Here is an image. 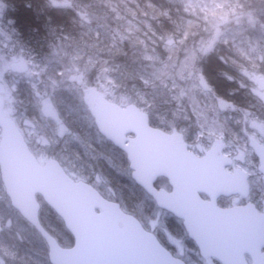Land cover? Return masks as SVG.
Instances as JSON below:
<instances>
[{"label": "trees", "instance_id": "obj_1", "mask_svg": "<svg viewBox=\"0 0 264 264\" xmlns=\"http://www.w3.org/2000/svg\"><path fill=\"white\" fill-rule=\"evenodd\" d=\"M66 1L67 5H57L51 0H0V8L4 9L2 22L9 29L14 54L36 66V79L27 80L31 87L48 81L56 87L53 100L59 116L81 143L72 153L78 156H75L78 163L84 164L90 160L86 150L96 153L98 150L93 161L94 170L114 193L108 194V187H98L87 178L76 180L68 174L75 181L90 183L122 209L126 206L127 213L156 234L168 248L159 233L160 228L150 230L142 218L143 215L155 218L156 212L164 214L163 211L132 181V176L126 174L125 170H129L126 155L99 134L90 110L84 108L79 95L63 77L65 64L74 59L80 63L87 88L96 87L104 97L117 104L120 100L136 104L149 114L152 127L169 131L168 126H174L185 134L191 145L198 127L196 121L193 122L195 117L176 115L179 109L162 86L165 83L162 71L171 57L168 51L177 48L172 53L174 56L189 42L185 39L191 38L192 34H188L190 27L187 25L195 23L199 27L202 24L198 18L201 12L197 0ZM221 4L223 7L215 4L206 12L235 9L249 14L254 20V28L245 25L243 20L241 25L235 26V30L242 28L241 34L223 35L209 54L199 55L197 69L211 89L205 94L264 121V102L254 95L253 88L243 78V71L248 70L264 77V0H221ZM254 44L257 49H253ZM61 47L63 51L57 53V48ZM22 84L26 89L31 88L25 86V81ZM31 93L32 88L29 95ZM31 101L28 108L34 113L37 109L33 98ZM33 115L38 119L37 113ZM94 131L102 137V149L89 140ZM161 180L156 183L157 189H160ZM0 188H3L1 178ZM38 200L41 204L38 217L43 228L62 248L73 247L74 237L64 227L62 219L40 196ZM0 218L4 224L0 232V264H51L45 240L12 208L3 190H0ZM7 222L12 226L8 227ZM166 222L176 230L170 219Z\"/></svg>", "mask_w": 264, "mask_h": 264}, {"label": "water", "instance_id": "obj_2", "mask_svg": "<svg viewBox=\"0 0 264 264\" xmlns=\"http://www.w3.org/2000/svg\"><path fill=\"white\" fill-rule=\"evenodd\" d=\"M199 85L205 93L211 91L203 76ZM90 111L99 133L126 154L132 181L159 209L184 221L204 259L250 264L248 256L251 264H264V213L251 204L217 208L219 197L248 198L250 194L248 175L226 171L232 160L222 154V146L196 157L181 133L155 129L149 115L136 105L124 108L103 96H98ZM0 129V171L6 195L47 243L51 264H185L120 204L103 197L90 183L71 179L57 160L40 164L11 118L0 114ZM250 145L260 159L264 180V146L254 139ZM159 178L169 181L171 193L156 189ZM37 196L62 219L74 237L73 247L62 248L43 228Z\"/></svg>", "mask_w": 264, "mask_h": 264}, {"label": "rangeland", "instance_id": "obj_3", "mask_svg": "<svg viewBox=\"0 0 264 264\" xmlns=\"http://www.w3.org/2000/svg\"><path fill=\"white\" fill-rule=\"evenodd\" d=\"M51 1L57 5L68 4L66 0ZM197 4L199 5L198 10L201 12L198 18L201 19L199 21H202V24L199 27L195 23L187 25V27H190L188 34H192L191 38L189 37L188 39L187 37L185 39L189 40V42L184 46L182 44L181 46L183 47L177 53H174V56L172 53L177 48H169L168 52H170L169 56L171 57L168 60L167 67H163L162 76L165 79V83H162V86L166 88L168 97L175 101V106L179 109L177 116L181 118L184 116L195 117L193 122L196 121L195 125L199 127V132L194 134L196 139H194L193 134L190 135L193 137L194 144H192L196 149L205 152L213 144L215 145L216 140H222L227 143V147L231 149L230 151L239 155L238 158L241 160L246 157L244 153L249 154L251 152L248 145L249 137H253L259 142H264V121L249 113L238 112L234 107L215 98L208 97L199 85V78L202 74L197 69L196 60L200 54H209L214 49V46L219 44L223 35L232 37L234 34V37L237 33L241 34L242 28L235 30V26L241 25L243 20L246 21L245 25L247 24L254 28V20L249 14L235 9L224 10L222 8L215 12H206L208 8H212L215 4L217 5L216 7H223L221 0H197ZM3 10L0 8V102L3 103L1 114L14 118L20 124L24 131L23 133L34 143V153L36 152L40 161L46 163L50 159H57L76 180H79L77 178H87L98 187H108L103 182L104 179L102 177L99 178L96 170H94L93 161L96 154L98 155V150L97 153L95 150H86V157L90 160L84 164L78 163L77 160L79 159L75 157L77 155L72 153L73 149L81 146V143L78 141L79 138L76 134L69 131V127L59 116V111L53 100L56 95V87L49 81L48 83H40L41 85L32 87L27 83V80L36 79V66L28 64L21 56H15L9 29L2 22L3 16L1 17V14ZM231 24H234V27L228 28ZM187 27L185 35H187ZM201 32L207 35L203 36V34H200ZM16 43L14 45L18 46ZM253 49H257L255 44ZM56 51L61 54L63 49L62 47L57 48ZM243 73V78L253 88L254 95L264 102V77L256 71L248 70L243 71ZM63 78L66 83H69L70 86L72 85L73 91L79 95V99L85 109L95 105L100 92L96 87H86V80L84 79V73L80 70V63L74 59H69L68 63L65 64V75ZM24 81L25 86L32 88L31 95H29L31 88L26 89L22 84ZM30 96L34 99V106L38 111L34 110V113L38 114V119L35 118L34 113L28 108L29 103L33 102ZM118 104L127 107L132 103L120 100ZM168 128L169 131L176 129L174 126H168ZM101 138L94 131L89 140L95 142L102 149L103 141ZM117 159L120 160L118 156ZM125 171L128 176H132L130 169ZM254 176L255 187L258 190L260 188L259 191L263 192L264 188L260 186L261 177ZM0 190L5 193L3 188H0ZM106 192L110 195L114 193L110 190V187L106 188ZM102 195L104 196V194ZM8 202L10 203L9 199ZM123 210L129 212L126 206L123 207ZM154 215L155 218H150L139 214L150 230L154 231L160 228L161 232L159 233L162 234V239L169 247L183 252L187 248L194 246L185 237L176 239L165 231L164 222H166V217L164 214L156 212ZM2 220L0 218V232L2 231L1 229H4ZM6 225L8 227L12 226L11 222H7ZM179 250L178 254H180Z\"/></svg>", "mask_w": 264, "mask_h": 264}, {"label": "flooded vegetation", "instance_id": "obj_4", "mask_svg": "<svg viewBox=\"0 0 264 264\" xmlns=\"http://www.w3.org/2000/svg\"><path fill=\"white\" fill-rule=\"evenodd\" d=\"M4 116V115H3ZM6 117V116H5ZM13 120L15 121V123L17 124V127L21 130L22 134L24 135V138L29 146V149L31 150V152L36 156V152L34 153V143L31 142L26 135L23 133V129L20 126L19 123H17V121L13 118ZM174 131H177V129H173L172 131H166L167 134H172ZM199 132V127L196 128L195 133L197 134ZM194 139H196V136H194ZM254 139L257 141V143L264 145V142H259L257 139L253 138V137H249L248 140V145L250 147L251 152H249V154H246V157L243 159H239L238 156L236 154V152L230 151L231 149L229 147H227V143H225L222 140H216L215 141V145L213 144L210 148H208L207 150L204 151H199L198 149H196L193 144H189V150L191 152H193L196 157H204L210 150H213L217 147L222 146V154L231 159L232 160V164L229 165L226 168V171L233 174L235 173L236 170H240L241 172H244L246 175H248V182H249V186H250V194L248 198H244L242 196H231V197H219L218 201H217V208L219 209H223V210H228V209H232V208H236V207H245L247 205H253L256 210L260 213H264V191L261 192L255 187V176L257 177H261V181H260V186L261 188H264V180H263V175L260 172V159L258 158L257 154L255 153V151L253 150V148L250 145V140ZM186 140V139H185ZM161 183H160V190H164L168 193L172 192V187L169 184V181L165 178H160ZM157 181H159V179H157ZM156 181V183H157ZM200 197L204 200V201H210L209 197L206 196V194H200ZM164 215H165V220L170 219L171 224L175 225L176 230L174 227H170L169 224L167 222H164L163 225L165 226V231H167L168 234H170L171 236H173L176 239H182V238H186L187 240H189L190 242L193 243V247L192 248H187L186 250H184L183 252H180L179 249H173L171 247H168L167 250L171 252V254L177 258L180 259L181 261H183L185 264H223L222 262H220L218 259L216 258H209L208 260L204 259L201 256V253L199 252L200 250L198 249L197 245L189 238V234L188 231H186V228L184 227V221L173 216L172 214H170L167 211L162 210ZM163 226V227H164ZM179 250V253L178 252ZM246 259L248 261V263H252L250 257L246 256Z\"/></svg>", "mask_w": 264, "mask_h": 264}]
</instances>
